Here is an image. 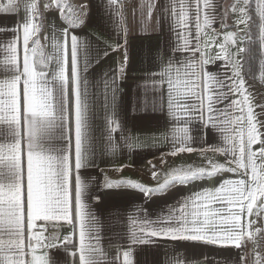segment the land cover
<instances>
[{"label":"snow or ice","instance_id":"1","mask_svg":"<svg viewBox=\"0 0 264 264\" xmlns=\"http://www.w3.org/2000/svg\"><path fill=\"white\" fill-rule=\"evenodd\" d=\"M90 4L97 15L101 7L120 14L117 0H82L78 8L68 0L0 2V13L19 16L23 11L11 27L0 26V264H68L58 262L50 254L53 249H63L72 264L77 256L78 264H116L120 255L108 258L97 225L107 218L117 227L122 210L129 208L131 247L122 253L123 264H133L132 248L137 246L135 264H190L184 250L197 246L238 253L222 261L207 253L192 257L203 264H249V242L251 264H264V254L256 251L264 239V102H254L238 59L250 52L239 44L254 23L264 45V0H257L254 13L251 0L231 6L236 25L245 30L243 35L227 32L224 42L207 39L206 30L217 21L228 27L226 12L214 0H150L147 17L159 15L160 31H141L136 38L156 35L164 42L135 46L125 36L123 44L109 45L124 49V60L101 72L99 80L95 73L101 54L90 58L87 45L81 53L75 34L91 21ZM213 45L219 49L215 55L208 52ZM107 55L106 50L103 58ZM130 70L143 73L134 85L132 127L164 129L169 151L162 154V164L166 155L199 152L206 166L173 167L160 183L159 170L151 165L155 187L113 181L94 171L104 155L131 149L125 124L107 117L106 143L98 148L93 123L95 89L103 85L105 100L111 92L115 101ZM209 152L222 155L224 162H216ZM208 178L215 183L186 196L169 191ZM161 206L166 211L150 218ZM59 223L70 226V235L52 231L50 225ZM158 241L174 245L163 260L156 258Z\"/></svg>","mask_w":264,"mask_h":264},{"label":"crops","instance_id":"2","mask_svg":"<svg viewBox=\"0 0 264 264\" xmlns=\"http://www.w3.org/2000/svg\"><path fill=\"white\" fill-rule=\"evenodd\" d=\"M231 1V2H229ZM0 2L6 3L7 0H0ZM39 2V0H38ZM86 2V0H85ZM94 3L99 4L100 0H93ZM107 0H105V3ZM150 0H117V6L120 9L119 16L115 13L114 9H106L104 7L99 8L98 15L92 9L91 4L87 11L92 12V19L90 22L85 23L82 29H77L76 33L80 38L81 43V53L84 51V45H87V52L89 57H94L97 52L102 56L101 62L96 69L95 75L97 79H101L100 73L106 72L109 68L115 69L118 64L124 60V49L119 51L112 50L115 48L117 43L123 44L124 37L126 36L129 39V42L132 45L139 46L141 44L149 42L153 43L160 41L164 42V37L160 36H146L144 39L136 38L138 33L143 31L146 33L150 32H159L160 24L158 23L159 15L154 14L150 19L147 17L146 5ZM215 3L221 4V11L226 12V23L228 27L222 28L219 22L217 21L211 29H207L209 35L207 39L224 42L225 35L229 31L240 32L243 35L245 30L244 25H236V16L231 12V6L236 3V0H214ZM229 2L230 6L227 7ZM82 0L75 1L74 8H78ZM194 10V9H193ZM23 15L21 11L20 15H15L12 13H0V26L7 25L11 27L14 25L20 17ZM191 16L192 13L190 12ZM47 23V22H46ZM194 29V25H191ZM123 29V32L120 30ZM164 30L167 32V25H164ZM44 34L47 35V27H45ZM246 37H244L243 42L239 44V47L243 48V43ZM43 39V38H42ZM175 37L173 36V40ZM111 45L112 49H109L108 46ZM235 45L231 46L229 50H234ZM264 50V45H262ZM107 50L108 55L106 58H103V53ZM219 49L213 45L208 52L212 55ZM131 52V49H129ZM2 59V56H0ZM239 62L242 63V54L238 56ZM220 64L221 70H223V63L217 62ZM242 65V64H241ZM210 67H214L211 66ZM143 73L130 70L127 73L128 78L124 80L120 85V92L116 94V99L113 101L112 93H107V100H105V91L103 85H99L96 89V101L94 106L95 117H94V126L96 128V137L99 144L102 142L106 143V134L107 128L105 125V118L114 119L117 124H125V130L128 132L131 140V149L124 147L122 150H119L117 155L113 157L111 154L104 155L102 158L97 160L99 165L98 169H94L96 172H101L106 175L109 179L116 180H133L136 182L144 183L146 186L155 187L157 184L156 180H153L150 176L149 169L151 165H155V168L159 170V182L163 183L164 177L162 173L167 165L172 167H197L199 166L196 162L199 152L193 153H180L175 157L171 155L163 156V159L166 161L161 164L162 154L169 151L168 142L165 140L162 133L164 129H151L149 131H139L132 127V114L133 106L136 103V89L135 84L139 83L137 77ZM243 78L245 79V86L253 93L254 102L262 103L264 102V82L263 81H254L246 77L243 72ZM238 98V97H235ZM258 111V109H257ZM115 126V125H113ZM120 135L119 131L113 133V140L115 142L116 137ZM153 137L156 139L153 140ZM155 144L157 146L153 147ZM255 148V146H254ZM198 154V155H197ZM212 159L217 160L216 162L223 163L224 157L220 154L213 155L211 152L208 153ZM193 156V159H192ZM204 162H206L204 160ZM165 164V168H164ZM121 165H127L123 167L122 170L116 171L115 169L120 168ZM160 166V167H159ZM226 178H234L231 174H226ZM215 181L211 178H208L205 181L195 182L186 187L178 186L176 189H170L169 191H178L180 194L186 196L193 191L199 190L202 185L211 186ZM175 201H169V204L174 203ZM132 209L122 210L123 219L120 220L119 225L115 228L111 227L107 221V218H101V223L97 225L100 229L101 234V246L106 250L108 258L111 259L114 254L117 252L120 255L119 260L116 261V264H123V251L131 247L129 242V227L127 217L131 214ZM161 211H166V209L161 206L159 209H155L150 218H155L159 215ZM255 215L252 217L255 220ZM69 225L67 224L61 228L59 235H70ZM78 243V236H77ZM157 246L159 249L157 259L163 260L165 250H171L174 245L172 243H166L163 241H158ZM139 250V246L132 248L133 255L132 260L133 264L136 261V252ZM69 252L73 249H69ZM190 260V264H203L202 260H192V257H200L207 253L209 256L215 255L218 260H223L225 257L237 258L238 253L234 248H213L207 246H197L195 248L185 249ZM246 251L249 255V264H251V254L253 252V242H249L246 248ZM256 251L260 254H264V239L256 245ZM41 254L37 252V255ZM50 254L58 261L62 262L67 260L68 264H72V258L70 256H65L63 249L57 252L55 249L51 250ZM170 254V252H169ZM171 255V254H170ZM151 259V257H150ZM78 264V256H77ZM175 264V261H173ZM181 264L183 262L181 261Z\"/></svg>","mask_w":264,"mask_h":264},{"label":"trees","instance_id":"3","mask_svg":"<svg viewBox=\"0 0 264 264\" xmlns=\"http://www.w3.org/2000/svg\"><path fill=\"white\" fill-rule=\"evenodd\" d=\"M253 13L257 0H251ZM258 20V16L256 17ZM250 35L245 38L243 48L250 49V52L242 54L243 72L249 79L262 81L261 76L264 74V50L259 39L258 24L248 29Z\"/></svg>","mask_w":264,"mask_h":264},{"label":"rangeland","instance_id":"4","mask_svg":"<svg viewBox=\"0 0 264 264\" xmlns=\"http://www.w3.org/2000/svg\"><path fill=\"white\" fill-rule=\"evenodd\" d=\"M75 1H77V0H68V2L69 3H71L72 5H74V6H76L75 5ZM229 2H231V1H229ZM229 2L227 3V7H229L230 6V4H229ZM239 2V0H236V3H238ZM235 3V4H236ZM81 5V4H80ZM73 6V7H74ZM263 82H264V80H262ZM198 155V154H197ZM192 159H193V156H192ZM194 160V159H193ZM197 161L196 162H198L197 164L199 165V166H206L207 165V161L206 162H204V160L200 157V156H197V159H196ZM213 160H215L214 158H213ZM215 161H217V160H215ZM162 164V163H161ZM160 167V166H159ZM176 167H177V165H176ZM164 168H165V164H164ZM173 168V167H172ZM172 168H170V166L169 165H167L166 166V168L164 169V171H163V173H162V177H164V178H166V175H167V172L168 171H170ZM145 183V182H144ZM67 224L66 223H59V224H57V225H55V227L53 228L51 225H50V228L52 229V231L55 233V232H58V234H60V232H61V228H63L64 226H66Z\"/></svg>","mask_w":264,"mask_h":264}]
</instances>
